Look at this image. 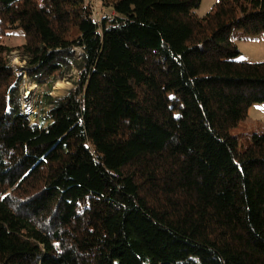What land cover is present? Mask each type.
Returning <instances> with one entry per match:
<instances>
[{
    "label": "trees",
    "instance_id": "1",
    "mask_svg": "<svg viewBox=\"0 0 264 264\" xmlns=\"http://www.w3.org/2000/svg\"><path fill=\"white\" fill-rule=\"evenodd\" d=\"M0 0V264H264V0ZM17 50L23 66L14 67ZM46 126L23 105L44 85ZM19 70V74L17 73Z\"/></svg>",
    "mask_w": 264,
    "mask_h": 264
},
{
    "label": "rangeland",
    "instance_id": "2",
    "mask_svg": "<svg viewBox=\"0 0 264 264\" xmlns=\"http://www.w3.org/2000/svg\"><path fill=\"white\" fill-rule=\"evenodd\" d=\"M218 0H202L200 7L196 10L199 16H204L208 13L213 5ZM94 5L96 17H101L104 13L110 12L109 9L102 5L101 0H88ZM235 42L238 45L241 54L239 59L244 61L262 62L264 61V35H249L240 32L235 37ZM0 41L3 43L16 47L25 41V36L22 29H11L5 34H0ZM11 64L14 67L23 66L24 62L21 60L17 50H14L10 55ZM19 74V70H17ZM22 91H25L23 98L24 109L27 116L32 123L46 126L50 121L47 118V107L45 103L40 102L46 93L55 97H62L75 88L76 83L81 79V74L78 69H73L72 72L65 76H58L44 85H38L29 81L26 74L23 75ZM264 129V103L254 104L249 109V116L244 120L239 127L233 130L236 134H245L246 138L252 131H260Z\"/></svg>",
    "mask_w": 264,
    "mask_h": 264
},
{
    "label": "built area",
    "instance_id": "3",
    "mask_svg": "<svg viewBox=\"0 0 264 264\" xmlns=\"http://www.w3.org/2000/svg\"><path fill=\"white\" fill-rule=\"evenodd\" d=\"M94 19H95V20H99L100 17H96V13H95V15H94Z\"/></svg>",
    "mask_w": 264,
    "mask_h": 264
}]
</instances>
